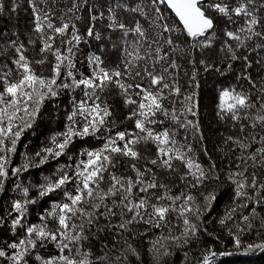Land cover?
<instances>
[{"label":"snow or ice","instance_id":"obj_1","mask_svg":"<svg viewBox=\"0 0 264 264\" xmlns=\"http://www.w3.org/2000/svg\"><path fill=\"white\" fill-rule=\"evenodd\" d=\"M22 6L24 30L0 36V264L264 251V0H0V17ZM203 76L224 81L217 156Z\"/></svg>","mask_w":264,"mask_h":264},{"label":"trees","instance_id":"obj_2","mask_svg":"<svg viewBox=\"0 0 264 264\" xmlns=\"http://www.w3.org/2000/svg\"><path fill=\"white\" fill-rule=\"evenodd\" d=\"M20 2V0H18ZM7 3V0H6ZM28 11H26L25 6H22L19 12L13 17L11 21H9L7 15L4 17H0V36L8 33L10 30H16V26L18 25L19 30L23 31L25 27V23L28 18ZM223 78L213 77V76H203L201 78V87L199 92L201 93L200 107L199 113L200 118L202 119V127L204 128V135L207 137L205 142V146L207 151L211 153L213 156H217L218 154L215 152L216 140L218 139V131L223 132L224 128L219 125L212 117V110L210 106V97L215 90L220 87V84L223 83ZM127 124V122H125ZM56 123L52 121L49 123L47 120L35 130L34 133L29 134V138L24 140L25 144H29L31 147H35L36 143H39L44 139V136L47 134V128H55ZM131 126L129 125V128ZM183 132L180 133V138L183 139ZM93 145L97 142L95 140L91 141ZM193 143H195L193 141ZM23 151V146L20 148ZM201 159H205L201 156ZM16 161L19 162V157H16ZM34 176H28L26 179H35L40 180L44 175L48 174V170L45 168L43 171L32 170ZM221 191L225 192V194L220 198V208L223 209L224 204L227 201V191L226 189H221ZM12 193H8V197H11ZM5 196L0 194V207L5 206L4 200ZM247 239H255V232L252 233L250 237H246ZM209 243H212L209 240ZM223 250L229 251L232 254L227 256H218L216 258V264H264V251L256 250L249 253H244L243 250L235 251L231 248L230 245H226ZM180 259H182V253H177L173 260L175 264H179ZM148 257L145 256V261L147 262Z\"/></svg>","mask_w":264,"mask_h":264}]
</instances>
